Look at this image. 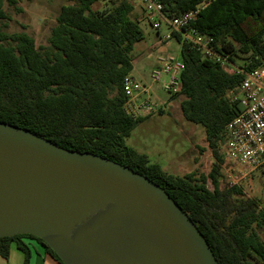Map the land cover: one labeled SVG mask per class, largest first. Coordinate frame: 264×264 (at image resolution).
<instances>
[{
  "label": "trees",
  "instance_id": "1",
  "mask_svg": "<svg viewBox=\"0 0 264 264\" xmlns=\"http://www.w3.org/2000/svg\"><path fill=\"white\" fill-rule=\"evenodd\" d=\"M5 1L0 0V22L8 19ZM67 1L46 45L38 46L27 32L8 33L0 23V121L131 167L163 187L189 214L219 264H264L260 199L247 196L240 184L222 186V145L227 124L242 109L236 97L245 76L219 60L245 70L264 66V0H160L169 17L198 11L182 31L172 32L181 44L183 69L171 99L182 97L184 118L204 127L212 162L207 174L183 176L165 171L127 142L146 118L125 109L123 82L134 67L132 50L144 38L139 20L131 17L133 1L109 0L112 6L102 9L96 8L102 0ZM251 22L258 28L252 30ZM183 32L209 35L212 53L186 40ZM12 243L24 253V264L37 245L64 264L31 234L1 237V257H9Z\"/></svg>",
  "mask_w": 264,
  "mask_h": 264
},
{
  "label": "water",
  "instance_id": "2",
  "mask_svg": "<svg viewBox=\"0 0 264 264\" xmlns=\"http://www.w3.org/2000/svg\"><path fill=\"white\" fill-rule=\"evenodd\" d=\"M18 234L43 239L64 264H219L152 179L0 121V238Z\"/></svg>",
  "mask_w": 264,
  "mask_h": 264
},
{
  "label": "rangeland",
  "instance_id": "3",
  "mask_svg": "<svg viewBox=\"0 0 264 264\" xmlns=\"http://www.w3.org/2000/svg\"><path fill=\"white\" fill-rule=\"evenodd\" d=\"M16 3L4 2V8L8 19L2 20L3 30L8 33L27 32L36 40V44L46 45L51 34L56 16L62 4L67 0H15ZM134 10L131 17L138 19L143 30L144 38L135 45L132 55L138 63L135 67L147 76V84L151 86V101L154 109L146 118L138 124L128 137L130 146L149 155L152 162H156L162 168L172 174L183 176L191 171L207 174L211 168L212 152L205 139V130L202 125L187 121L181 111L182 97L171 99L162 85L168 80L163 75L160 82L152 79L153 66L158 59L176 57L181 59V44L171 38L162 43L156 30L144 11V5L140 1H133ZM109 0H102L96 4V8L111 7ZM251 29H257L256 23H250ZM161 35L169 32L168 26L163 25ZM159 40L161 41L159 44ZM136 77L139 76L135 74ZM142 81V80H141ZM239 96H242L239 93ZM147 95H142L141 100ZM224 148V143L222 145ZM224 151V150H223ZM224 153V152H223ZM225 155V154H224ZM230 163L225 155V163L222 171V186L226 184H240L247 196L259 198L264 207V164L257 169L248 172L245 176L229 170ZM246 173V172H244ZM232 174V178L229 176ZM244 176V177H242ZM242 177V178H240ZM240 178V179H239ZM207 185L214 189L209 179ZM1 261L3 258L0 256Z\"/></svg>",
  "mask_w": 264,
  "mask_h": 264
},
{
  "label": "built area",
  "instance_id": "4",
  "mask_svg": "<svg viewBox=\"0 0 264 264\" xmlns=\"http://www.w3.org/2000/svg\"><path fill=\"white\" fill-rule=\"evenodd\" d=\"M132 1L143 3L146 16L156 30L160 31L163 25L168 26L169 32L161 36L162 40L170 39L173 31H182L198 12L188 11L169 17L164 14V5L160 0ZM183 35L186 40L202 46L208 54L212 53L209 35L195 32H183ZM219 60L230 72L245 76L239 87L242 96L236 97L241 99L242 109L226 126L224 152L232 174L238 172L246 175L264 164V66L245 70L239 65L230 64L226 58ZM182 69L183 63L180 59L171 56L161 58L159 66L152 71V79L160 82L163 75H167L168 80L162 82L163 88L170 94H176L180 87ZM123 84L127 96L125 109L128 114L135 117L145 116L154 109L150 98L151 86L131 74L125 77ZM144 94L148 97L141 100ZM232 174L229 175L231 178Z\"/></svg>",
  "mask_w": 264,
  "mask_h": 264
},
{
  "label": "crops",
  "instance_id": "5",
  "mask_svg": "<svg viewBox=\"0 0 264 264\" xmlns=\"http://www.w3.org/2000/svg\"><path fill=\"white\" fill-rule=\"evenodd\" d=\"M143 5V3H142ZM144 7V6H142ZM144 9V8H143ZM158 36L159 38H161V32L158 31ZM162 40V39H161ZM167 40H162L163 42H166ZM161 41L159 40L158 44ZM138 63V59L137 60H133V70L131 72V75H133L135 78L138 79V77L135 76V74H137L139 76V78L144 82L147 83V76L146 74H144V72H140L139 70L136 69L135 64ZM157 64H159V59ZM157 66H153L152 71L156 68ZM149 115V114H147ZM145 115V116H147ZM206 139V136H205ZM3 258V257H2ZM24 253L17 247L16 243H12L11 245V249H10V254L9 257L7 259L3 258V261H1L0 259V264H24ZM29 264H62L60 263L57 259H55L51 254H49L46 250L45 247L41 246V245H37L34 249H33V255L30 259V263Z\"/></svg>",
  "mask_w": 264,
  "mask_h": 264
}]
</instances>
